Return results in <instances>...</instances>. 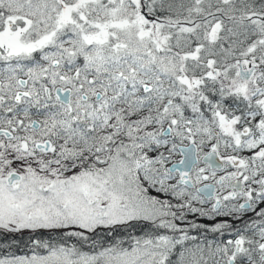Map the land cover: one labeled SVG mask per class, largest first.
Returning a JSON list of instances; mask_svg holds the SVG:
<instances>
[{
    "label": "snow or ice",
    "instance_id": "snow-or-ice-1",
    "mask_svg": "<svg viewBox=\"0 0 264 264\" xmlns=\"http://www.w3.org/2000/svg\"><path fill=\"white\" fill-rule=\"evenodd\" d=\"M0 264H264V0H0Z\"/></svg>",
    "mask_w": 264,
    "mask_h": 264
}]
</instances>
